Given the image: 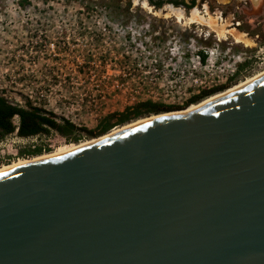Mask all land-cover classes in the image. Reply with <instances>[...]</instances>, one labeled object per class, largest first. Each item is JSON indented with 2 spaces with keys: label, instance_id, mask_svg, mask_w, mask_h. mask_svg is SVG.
I'll list each match as a JSON object with an SVG mask.
<instances>
[{
  "label": "water",
  "instance_id": "1",
  "mask_svg": "<svg viewBox=\"0 0 264 264\" xmlns=\"http://www.w3.org/2000/svg\"><path fill=\"white\" fill-rule=\"evenodd\" d=\"M0 264H264V77L0 172Z\"/></svg>",
  "mask_w": 264,
  "mask_h": 264
},
{
  "label": "rangeland",
  "instance_id": "2",
  "mask_svg": "<svg viewBox=\"0 0 264 264\" xmlns=\"http://www.w3.org/2000/svg\"><path fill=\"white\" fill-rule=\"evenodd\" d=\"M147 1L155 12L169 5ZM203 5L219 24L247 35L253 47L230 35L220 41L207 25H187L166 13L157 17L135 0H0V96L41 108L61 124L97 131L108 117L119 118L140 103L185 110L178 108L228 85L239 71L236 85L263 71L264 39L252 26H237L238 0H201L195 8L205 15ZM203 51L213 55L201 65ZM67 145L56 132L30 139L15 133L0 142V164L18 161L25 149L52 153Z\"/></svg>",
  "mask_w": 264,
  "mask_h": 264
},
{
  "label": "trees",
  "instance_id": "3",
  "mask_svg": "<svg viewBox=\"0 0 264 264\" xmlns=\"http://www.w3.org/2000/svg\"><path fill=\"white\" fill-rule=\"evenodd\" d=\"M150 2L157 8L162 6L159 2H154L153 0H150ZM175 5L179 6V3H175ZM192 8L193 6L190 7V9ZM200 56L202 62L205 64L207 55L205 53H200ZM240 69H243V67H240ZM240 73L241 72L239 71L230 80L228 85L203 91L200 95L191 98L183 108L178 109H186L193 105H198L203 101L225 92L233 86H236L237 83L235 82H237L236 79ZM170 109L173 108H169L163 104L154 103L152 101H147L126 110L122 114H119V118H117L118 116L108 117L100 124L97 131H89L79 129L69 121H64L63 124H61L57 121L55 116L47 113L41 108H34L32 106L24 108L11 103L5 97L0 96V142L15 133H17L20 138L30 139L48 136L51 132H56L69 141V145L67 146L77 145L83 142L84 139L91 140L93 138L97 139L106 136L117 127H123L143 118L168 113ZM114 118H117L116 122L113 121ZM16 119L18 121L17 124L15 123ZM46 153H51V150L36 146L34 148L22 150L18 154V157L19 160H23L42 156Z\"/></svg>",
  "mask_w": 264,
  "mask_h": 264
},
{
  "label": "bare ground",
  "instance_id": "4",
  "mask_svg": "<svg viewBox=\"0 0 264 264\" xmlns=\"http://www.w3.org/2000/svg\"><path fill=\"white\" fill-rule=\"evenodd\" d=\"M135 4L136 5H142L144 9L149 10L150 12L154 13L157 17L166 13L167 16L175 17L179 22H184V23L186 22L187 25L188 24H199V25L203 24L204 26L207 25L211 28V30L216 32L217 36L220 38V41L221 40L226 41V39L228 38V35H230L236 41V44H243L247 48L253 47V42L250 39H248L247 36L243 35L239 31H237L236 29L228 30L225 25H221V24H219V22L216 19H213L208 12L205 15H203L202 12L198 8L193 9V11L190 14H188L187 11H184L181 8H177V7L172 6V5H167L164 9L155 12L147 0H135ZM219 20H221V19L219 18ZM262 77H264V70L261 71L260 73L256 74L255 76L243 81L242 83L228 89L227 91L222 92L220 94H217V95L205 100L201 104L193 105V106L189 107L188 110L180 111V112L165 113V114H160V115H154V116H151L148 118L140 119L138 121L132 122V123L125 125L123 127L116 128L113 131H111L109 134H107L106 136H103V137H100L97 139L93 138L91 140L83 141L77 145H73V146H70L67 148H63L62 150H58L56 152L44 154L42 156L33 157V158H29V159L18 160V161L14 162L10 165L1 166L0 172L15 168V167H18L21 165L36 162V161H39L41 159H46V158H50V157H54V156H58V155H62V154L71 152L73 150L79 149V148L87 146L89 144L102 141L106 138H109V137L119 133V132L130 129L132 127H136L138 125L144 124V123L152 121V120L160 119V118L167 117V116L187 114V113L192 112V111H194V110H196V109H198V108H200V107H202V106H204L210 102H213V101L218 100L220 98H223V97H225V96H227V95H229L235 91H238L239 89L253 83L254 81H256Z\"/></svg>",
  "mask_w": 264,
  "mask_h": 264
},
{
  "label": "flooded vegetation",
  "instance_id": "5",
  "mask_svg": "<svg viewBox=\"0 0 264 264\" xmlns=\"http://www.w3.org/2000/svg\"><path fill=\"white\" fill-rule=\"evenodd\" d=\"M153 1L159 2L161 4H165V2L168 1L169 5L175 7H176L175 3H179V6H184V7L193 6V8L196 9L195 7L197 6V4L200 3L201 0H189V2H187V0H157V1L153 0ZM204 7L209 13L208 11L209 7L206 5ZM237 9L241 16L240 20H238L237 22V26L238 27L244 25L252 26L253 29L251 30L255 31L256 37L258 39H264V0H238Z\"/></svg>",
  "mask_w": 264,
  "mask_h": 264
},
{
  "label": "built area",
  "instance_id": "6",
  "mask_svg": "<svg viewBox=\"0 0 264 264\" xmlns=\"http://www.w3.org/2000/svg\"><path fill=\"white\" fill-rule=\"evenodd\" d=\"M223 21V20H222ZM208 37H210V34H209V36ZM55 47V45L53 44V45H51V48H54ZM200 53H205L206 55H207V60H206V63L210 60V58H211V56L213 55V52H211V53H209L208 51H203V52H199L198 53V61H199V63L201 64V65H204V63L202 62V59H201V56H200ZM205 63V64H206ZM235 73V72H234ZM237 73V72H236ZM6 98V97H5ZM7 100H9L8 98H6ZM10 101V100H9ZM11 103H13L12 101H10ZM13 104H16V103H13ZM16 105H18V104H16ZM20 106V105H19ZM22 107V106H21ZM35 107H36V105H35ZM53 115V114H52ZM66 121H68V120H66ZM70 122V121H69ZM70 123H72V122H70ZM73 124V123H72ZM75 125V124H74Z\"/></svg>",
  "mask_w": 264,
  "mask_h": 264
}]
</instances>
